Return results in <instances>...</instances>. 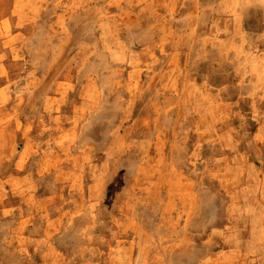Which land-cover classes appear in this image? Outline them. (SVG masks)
I'll return each instance as SVG.
<instances>
[{"label": "rangeland", "instance_id": "rangeland-1", "mask_svg": "<svg viewBox=\"0 0 264 264\" xmlns=\"http://www.w3.org/2000/svg\"><path fill=\"white\" fill-rule=\"evenodd\" d=\"M43 4L0 11V264H264V0Z\"/></svg>", "mask_w": 264, "mask_h": 264}, {"label": "crops", "instance_id": "crops-1", "mask_svg": "<svg viewBox=\"0 0 264 264\" xmlns=\"http://www.w3.org/2000/svg\"><path fill=\"white\" fill-rule=\"evenodd\" d=\"M35 1L41 2V3H44V4L46 2V0H35ZM7 2H8V0H0V11L3 12L4 10L8 9ZM44 4H43V9H44ZM53 46H52V48H53ZM55 47L56 46H54L53 49H55ZM17 63L18 62L14 61V60L10 61L8 63V65L10 66L8 68V72H10L13 68H15L17 66ZM54 64H56V57H53V65ZM10 74L13 75V76H9V78L7 80H13L15 78V76L18 75V72L14 71V72H11ZM75 119L79 120V117L77 116ZM53 235L51 236L50 234H48L47 238H45V240H44V245L46 246L45 252H44V256H48V257L52 256L53 258H55V257L56 258H61L63 256L62 255V249L59 248L55 243H53ZM41 243H42V241H40L39 245H41ZM24 254L26 256H28L29 259H30V257H31L30 251H29V249L28 250L25 249V247H24ZM29 264H35V263L29 261Z\"/></svg>", "mask_w": 264, "mask_h": 264}]
</instances>
